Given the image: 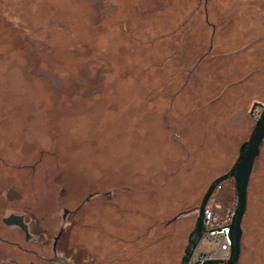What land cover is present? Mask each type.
Instances as JSON below:
<instances>
[{
	"label": "rangeland",
	"instance_id": "374dc122",
	"mask_svg": "<svg viewBox=\"0 0 264 264\" xmlns=\"http://www.w3.org/2000/svg\"><path fill=\"white\" fill-rule=\"evenodd\" d=\"M255 104L264 0H0V232L71 264H180ZM214 195L226 218L234 180ZM176 206L191 212L165 227ZM244 224L239 264H264V141Z\"/></svg>",
	"mask_w": 264,
	"mask_h": 264
},
{
	"label": "water",
	"instance_id": "95a60500",
	"mask_svg": "<svg viewBox=\"0 0 264 264\" xmlns=\"http://www.w3.org/2000/svg\"><path fill=\"white\" fill-rule=\"evenodd\" d=\"M261 107L260 116L256 118L255 126L248 138L239 148V155L228 172L217 177L208 187L198 209V216L191 231L188 243L180 264H190L199 243L206 233L205 209L214 192L221 184L233 179L237 203L230 223L231 249L225 258L206 259L202 264H239L242 252L243 219L247 210L248 188L257 157L260 155L264 141V105L255 104L253 110ZM19 219H22L21 217Z\"/></svg>",
	"mask_w": 264,
	"mask_h": 264
},
{
	"label": "built area",
	"instance_id": "2783aa9c",
	"mask_svg": "<svg viewBox=\"0 0 264 264\" xmlns=\"http://www.w3.org/2000/svg\"><path fill=\"white\" fill-rule=\"evenodd\" d=\"M221 189V186L217 188ZM221 206L216 203V196L213 195L205 209L206 233L204 240L217 247V251L229 253L231 249L230 223L233 212H230L226 218L221 216ZM215 258L213 253L200 251L195 253L190 264H202L206 259Z\"/></svg>",
	"mask_w": 264,
	"mask_h": 264
},
{
	"label": "flooded vegetation",
	"instance_id": "af4514ba",
	"mask_svg": "<svg viewBox=\"0 0 264 264\" xmlns=\"http://www.w3.org/2000/svg\"><path fill=\"white\" fill-rule=\"evenodd\" d=\"M22 219H19V218ZM3 231L11 227L16 228L19 232L20 236L24 234L25 239L29 241L31 239V236L29 234V230L27 225L24 222V218L22 215H15L11 214L9 217H5L1 220ZM9 233V232H8ZM8 235V234H7ZM8 236H5V234H2L0 232V245L3 246H9L10 245L14 248H17L16 251L18 254H5L3 252H0V264H71L64 258H61L59 254H56V249L54 246V251L51 257H43L42 255L38 254V252H35V254H28V249L26 246H22L20 243H12L9 241ZM58 238H56V242L54 245H57ZM32 251V250H31ZM29 255L33 257L32 260H29Z\"/></svg>",
	"mask_w": 264,
	"mask_h": 264
},
{
	"label": "trees",
	"instance_id": "16d2710c",
	"mask_svg": "<svg viewBox=\"0 0 264 264\" xmlns=\"http://www.w3.org/2000/svg\"><path fill=\"white\" fill-rule=\"evenodd\" d=\"M202 125H204V123H202ZM202 125H201V127H202ZM170 126V125H169ZM169 126H167V127H169ZM170 128V127H169ZM204 132V131H203ZM176 137L177 138H180V134L179 135H176ZM203 142V141H202ZM263 144V143H262ZM262 146V145H261ZM137 171V172H139V167H137V169H134V171ZM229 171V170H228ZM133 172V171H132ZM218 177V175L216 176V177H214V179H212L211 180V182H210V184L216 179ZM210 184H209V186H210ZM250 185V184H249ZM208 186V187H209ZM248 190H249V188H248ZM141 194V193H140ZM236 200H237V196H236ZM236 203H237V201H236ZM185 205V204H184ZM184 205H181V206H183L184 207ZM175 208V210L172 212V213H174V216H172V217H170V216H167L166 218H168V220H162V222L161 223H165L164 224V226L166 225V226H168V225H170L171 223H176L178 220H180V219H182L181 217H183L184 215H187L188 213H190L191 212V210H187V209H185V210H182V211H180L181 209H182V207L180 208L179 206H176V207H172V209H174ZM171 209V208H170ZM171 209V210H172ZM199 209V208H198ZM234 210H235V208H233L232 209V212H234ZM176 213V214H175ZM245 218H246V213H245V216H244V219H243V231L245 232V229H244V227H245V224H244V222H245ZM157 222H159V220H157ZM158 224V223H157ZM165 226V227H166ZM190 234V232H188V235ZM243 243H244V233H243V238H242V248H243Z\"/></svg>",
	"mask_w": 264,
	"mask_h": 264
},
{
	"label": "crops",
	"instance_id": "0c3cea01",
	"mask_svg": "<svg viewBox=\"0 0 264 264\" xmlns=\"http://www.w3.org/2000/svg\"><path fill=\"white\" fill-rule=\"evenodd\" d=\"M202 252V251H201Z\"/></svg>",
	"mask_w": 264,
	"mask_h": 264
}]
</instances>
